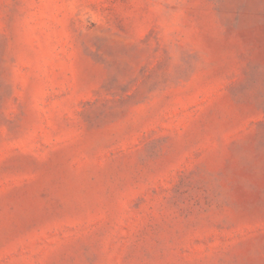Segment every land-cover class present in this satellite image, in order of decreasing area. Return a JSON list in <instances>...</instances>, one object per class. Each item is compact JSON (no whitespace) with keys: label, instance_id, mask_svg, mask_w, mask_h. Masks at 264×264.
Returning <instances> with one entry per match:
<instances>
[{"label":"rangeland","instance_id":"obj_1","mask_svg":"<svg viewBox=\"0 0 264 264\" xmlns=\"http://www.w3.org/2000/svg\"><path fill=\"white\" fill-rule=\"evenodd\" d=\"M0 264H264V0H0Z\"/></svg>","mask_w":264,"mask_h":264}]
</instances>
